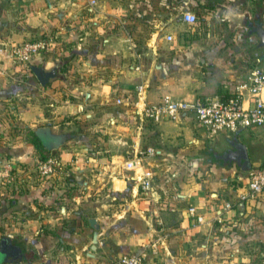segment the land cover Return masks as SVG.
<instances>
[{
	"label": "crops",
	"instance_id": "crops-1",
	"mask_svg": "<svg viewBox=\"0 0 264 264\" xmlns=\"http://www.w3.org/2000/svg\"><path fill=\"white\" fill-rule=\"evenodd\" d=\"M185 11L212 29L232 23L228 15L264 26V0H0V166L12 165L0 176V264H111L138 250L143 264H264L241 247L264 240V194L240 200L244 186L225 181L234 169L207 160L211 146H225L216 157L246 169L221 156L239 141L249 157L247 128L211 134L188 117L142 122L135 112L138 84L148 102L170 92L228 96L258 66L251 38L209 37L198 20H182ZM39 37L51 44L31 66L55 71L44 84L11 57L13 44ZM63 61L76 72L61 71ZM186 62L199 70L191 91ZM31 130L58 158L47 177ZM148 147L156 153L140 156ZM197 169L214 178L198 180ZM146 172L147 189L139 180ZM226 194L234 206L222 210ZM190 205L204 223L192 224Z\"/></svg>",
	"mask_w": 264,
	"mask_h": 264
},
{
	"label": "built area",
	"instance_id": "built-area-1",
	"mask_svg": "<svg viewBox=\"0 0 264 264\" xmlns=\"http://www.w3.org/2000/svg\"><path fill=\"white\" fill-rule=\"evenodd\" d=\"M181 18L190 23H195L198 20V16L192 11L183 12ZM171 38V34L166 35V39L170 40ZM50 44L51 40L48 37L28 39L13 44L12 61L26 67L40 53L47 50ZM136 90L138 96L134 103L135 112L141 119L160 121L188 117L194 119L211 134H217L220 131L234 132L249 126L264 129V67H253L246 78L237 85L234 93L226 98L212 95L182 100L165 94L157 101L148 102L144 96L143 85H136ZM245 96L251 99L248 105H244ZM117 101L120 100L117 99ZM155 153V148L148 147L144 151H140V156L154 155ZM57 162L54 154L39 160L37 169L40 175L45 177L51 175L56 169ZM1 166L0 176H9L11 163L6 161ZM139 180L142 187L149 188L150 174L148 172L144 173ZM260 194H264V165H256L248 171L246 183L238 196L240 200H243ZM233 206V201H224L220 208L229 210ZM188 212L193 219L194 226L206 221L204 216L196 211L194 205L188 207ZM145 254L144 250L121 254L111 264H143Z\"/></svg>",
	"mask_w": 264,
	"mask_h": 264
},
{
	"label": "rangeland",
	"instance_id": "rangeland-1",
	"mask_svg": "<svg viewBox=\"0 0 264 264\" xmlns=\"http://www.w3.org/2000/svg\"><path fill=\"white\" fill-rule=\"evenodd\" d=\"M227 17L231 18L232 23H228L230 20H228L226 23L220 22L219 25L214 23V25H215L214 29H212L213 28L212 22L203 24L202 23L203 19L202 18L200 19V16H199L197 22L202 23V25L207 27V30H205L204 32L208 33L209 37H215V38L216 37H223V38H238V37L239 38L240 37L241 38H247L248 37V38H251V41H252L251 49L256 51V57L258 58V60L256 61L255 64L260 66V67H264V46L259 44L257 35L255 33L254 26L256 24L252 23L249 26L245 22L243 23V21H240V23H238L239 20L238 21L236 20L237 18L235 17V15H232V16L228 15ZM127 18H128V21H127L126 25L129 28H131V30H128L129 31V37H131L133 40L137 41V39H139V36H137V32H136V30H137V28H136L137 14L136 13H130V15H127ZM149 64H150V59L148 58L146 66H148ZM185 64H186V70H183V76L184 77L188 76L187 78H189V77L193 78V81L190 83V85L187 86L188 88L186 89V91H191L192 89H195L194 88L195 84L198 82L199 76H198L197 71H199V70L196 69V68H198V66L195 62H186ZM64 71L70 72V73L74 72V71L76 72V66L74 67V66H67L66 65V69ZM170 93L173 96L174 93L173 94H172V92H170ZM200 95L210 96V94H201L200 93V94H196L193 96L186 95L189 98L178 97V99L192 100L196 97H200ZM174 98H177V97L174 96ZM136 118L139 122V118L137 116H136ZM141 121L145 122V119L141 120ZM246 128H245L246 134L242 137V139H244V141L246 142V144L248 145V148H249V151H248L249 165H245L246 169H241V167H239V165H236V164L233 165L232 162H230V161H222L219 157H216V154L221 153L225 146H219V147H221L219 149H216V148L211 146V148H209V153H208V157H207V160L209 159V162H216L218 165H222L223 168H225L226 170L228 168H230L229 166H231V169H234L235 172H232V173L230 172V174H228V176L226 177L225 181H226V183H228V185L232 186L234 189H237V190H239L242 186L245 185L246 180H247L248 171L251 168L256 167V165H264V146H263L264 144L261 143L262 141H264V129H261L258 127H255V128L254 127L253 128L246 127ZM254 138L257 139L256 144H255V142H253V143L250 142V140H252ZM50 151H52V150H50ZM52 154H54V153H52ZM57 160H58V158H57ZM37 165H38V162H37ZM37 165H36V167H37ZM197 165H199V164H197ZM193 176L194 177L197 176L198 180H203V179L205 180L208 176H210V177L212 176L211 178H214L212 174L208 175V173L206 171L200 170V169H197V172ZM237 193H238V191H237ZM235 195H236V192H235ZM223 197H224V200L233 201L235 196L231 195V194H226ZM230 241L231 240H229V241L225 240V244H232ZM258 241H264V240L245 239L241 243V247L243 249V254H249L250 253V257L252 259L255 258L256 261H260V259L264 258V249L259 247ZM214 244H216V242Z\"/></svg>",
	"mask_w": 264,
	"mask_h": 264
},
{
	"label": "water",
	"instance_id": "water-1",
	"mask_svg": "<svg viewBox=\"0 0 264 264\" xmlns=\"http://www.w3.org/2000/svg\"><path fill=\"white\" fill-rule=\"evenodd\" d=\"M255 33L257 35L259 44L264 46V26L260 23H257L254 26ZM31 69L33 73L36 75L40 83L44 84L50 76H53L54 70H44L40 66L32 65ZM36 131L43 137L44 143L48 144L49 147L55 148L58 145L57 141H54V135L50 133V128L48 126H39L36 128ZM52 139V140H51ZM51 140V141H50ZM234 148H230L224 152L225 156L228 157L229 160L235 159L238 162L244 160L245 163L248 159L247 151L245 146L241 142L232 143ZM223 154V155H224ZM242 158V159H241ZM242 168H245V165L242 164ZM91 223H94V219H90Z\"/></svg>",
	"mask_w": 264,
	"mask_h": 264
},
{
	"label": "trees",
	"instance_id": "trees-1",
	"mask_svg": "<svg viewBox=\"0 0 264 264\" xmlns=\"http://www.w3.org/2000/svg\"><path fill=\"white\" fill-rule=\"evenodd\" d=\"M33 62H31L30 64L27 65L28 70H32L31 69V64H33ZM66 63H67L66 61H63V65L60 67V70L61 71H64L66 69ZM218 95L220 97H222V98H226L228 96H231L232 94H230L228 96H224V95L218 93ZM30 132H31V135H32V142H33L34 146L40 152V158H39V160L45 159L48 155L51 154V152L50 151L48 152L46 149H44L43 147H41L42 146V143H40V141H38L39 138L37 137V134H36V131L35 130H31ZM58 163L59 162H57V164H56V168L59 165ZM258 245H259V247H261V248L264 249V241H258Z\"/></svg>",
	"mask_w": 264,
	"mask_h": 264
},
{
	"label": "flooded vegetation",
	"instance_id": "flooded-vegetation-1",
	"mask_svg": "<svg viewBox=\"0 0 264 264\" xmlns=\"http://www.w3.org/2000/svg\"><path fill=\"white\" fill-rule=\"evenodd\" d=\"M221 157H222V159L228 160V157L225 156V154L222 155ZM242 164L246 165V164H248V162L246 161L245 163H243V161H242Z\"/></svg>",
	"mask_w": 264,
	"mask_h": 264
}]
</instances>
